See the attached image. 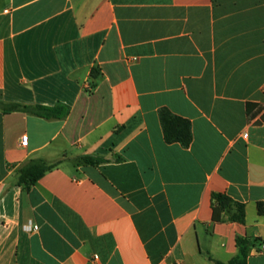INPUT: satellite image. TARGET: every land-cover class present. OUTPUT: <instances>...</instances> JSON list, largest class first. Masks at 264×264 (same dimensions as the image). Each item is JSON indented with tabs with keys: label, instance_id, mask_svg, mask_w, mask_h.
I'll use <instances>...</instances> for the list:
<instances>
[{
	"label": "crops",
	"instance_id": "obj_1",
	"mask_svg": "<svg viewBox=\"0 0 264 264\" xmlns=\"http://www.w3.org/2000/svg\"><path fill=\"white\" fill-rule=\"evenodd\" d=\"M162 108L192 123L189 148ZM34 159L53 168L27 190ZM259 204L264 0H0V264H215L237 237L264 264Z\"/></svg>",
	"mask_w": 264,
	"mask_h": 264
},
{
	"label": "trees",
	"instance_id": "obj_2",
	"mask_svg": "<svg viewBox=\"0 0 264 264\" xmlns=\"http://www.w3.org/2000/svg\"><path fill=\"white\" fill-rule=\"evenodd\" d=\"M254 104L248 103L247 109L250 114ZM12 110L23 111L46 119H64L69 114V108L65 106H31L13 104ZM160 120L164 130L165 140L168 144L180 143L184 148H189L193 142L192 123L180 116L173 114L169 109L162 108L159 112ZM83 161L87 164H98L105 160L93 157H85ZM53 168L46 165L43 160L34 159L25 164L18 171V184L30 190ZM214 200L219 208L228 214L230 221L244 223L246 219V207L224 194H214ZM259 212L264 215V207L259 204ZM258 239L251 237H237L236 243L238 253L228 262L214 260L215 264H248L252 249L256 246Z\"/></svg>",
	"mask_w": 264,
	"mask_h": 264
},
{
	"label": "built area",
	"instance_id": "obj_3",
	"mask_svg": "<svg viewBox=\"0 0 264 264\" xmlns=\"http://www.w3.org/2000/svg\"><path fill=\"white\" fill-rule=\"evenodd\" d=\"M244 137H247V135H245ZM22 146H27L28 144V136H23L22 137ZM38 229V226H34V230H37Z\"/></svg>",
	"mask_w": 264,
	"mask_h": 264
}]
</instances>
